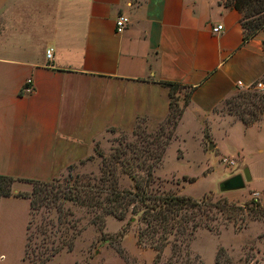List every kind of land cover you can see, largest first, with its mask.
Here are the masks:
<instances>
[{
  "label": "crops",
  "instance_id": "obj_1",
  "mask_svg": "<svg viewBox=\"0 0 264 264\" xmlns=\"http://www.w3.org/2000/svg\"><path fill=\"white\" fill-rule=\"evenodd\" d=\"M121 14L128 24L118 31ZM263 76L264 28L245 38L241 13L219 0H0V174L14 178L0 198V264L22 260L30 199L16 193L32 190L28 180L86 159L110 128L155 131L171 111L170 83L188 100L180 92L156 171L174 142L192 137L199 151L248 166L241 189L264 207V127L220 110Z\"/></svg>",
  "mask_w": 264,
  "mask_h": 264
},
{
  "label": "rangeland",
  "instance_id": "obj_2",
  "mask_svg": "<svg viewBox=\"0 0 264 264\" xmlns=\"http://www.w3.org/2000/svg\"><path fill=\"white\" fill-rule=\"evenodd\" d=\"M259 82H264V76L249 86H239L224 100L220 110L237 119L243 118L248 124L264 127V91L258 86ZM171 91L173 114L155 131H149L142 124L133 130L110 128L96 142L94 153L77 164L68 165L64 172L54 177L53 185L71 189L83 184L88 188L87 176L98 178L104 174L110 179L109 184L111 178H115L119 188L133 189L131 174H134L147 191L176 192L207 201L202 205L208 211L206 222L210 228L199 225L192 230L191 236L171 234L169 242L159 246L155 237L138 239L143 224L138 219H130V211L123 219L107 214L103 224H94L86 208L66 201L64 209L74 212L68 219L75 227L71 228L66 222L59 224L54 206H41L38 213L30 216L27 233L30 240H26L20 264H264V207L251 191L241 188L224 191L220 187L224 174L242 173L235 157L230 156L225 161L215 149L201 152L196 139L186 137L169 147L163 164L157 171L154 169L153 178L149 177L150 167L162 154L174 127V117L181 109L177 102L180 92L187 93L180 85H173ZM149 179L152 180L147 182ZM89 181L94 182L93 179ZM49 220H53L55 226L48 224ZM45 226L47 234L43 233ZM19 231L22 236L23 230ZM61 234L73 236L70 237L72 248L65 245L49 260H44L48 250L44 254L38 252L60 245ZM19 238L17 235L18 245ZM50 240H56L55 244ZM16 249L14 254L19 255L22 247Z\"/></svg>",
  "mask_w": 264,
  "mask_h": 264
},
{
  "label": "trees",
  "instance_id": "obj_3",
  "mask_svg": "<svg viewBox=\"0 0 264 264\" xmlns=\"http://www.w3.org/2000/svg\"><path fill=\"white\" fill-rule=\"evenodd\" d=\"M219 1L226 6L236 8L241 13V22L245 30V38L254 35L264 26V0ZM169 85L171 111L167 119L171 117L174 110L172 86L179 84L170 83ZM184 98L185 102H187L188 93H186ZM182 111L183 108L181 107L176 113L177 115L173 120V130L163 146L162 154L158 156V161L150 167L148 172L150 178H153L154 169L164 157L165 149L174 135V129ZM241 120L248 124L243 118ZM109 173L113 176V173ZM105 177L104 174L98 178L87 176L89 180H94V182L89 180L86 182V185L89 186L88 188L83 187V184H81L71 189L56 188L53 185L55 178L50 180H28L32 183V190L30 192H18L16 194L26 196L30 199L31 215L38 213L37 211L41 206H54L58 212V223H69L71 228L73 226L75 227V224L72 223V220L68 219V215H74V212L69 208L64 209L66 201L86 208L85 210L92 215L91 222L94 224H103L105 222V215L107 214H113L123 219L128 216L130 211V219H138L143 224V227L138 232V239H153L155 237L158 241L156 245L159 246H161L160 243L169 242L171 234L175 235V237L178 234L181 236H191L192 230H195L199 225H206L210 228L206 222V219L209 217L208 211L202 205V203L207 204L205 200L199 201L191 196L176 192L153 193L147 191L146 188L141 187L142 184L137 181L134 174H131V178L134 181L133 189L119 188L116 185L115 178H111L112 181L109 184L110 179ZM151 180L149 179L147 182ZM13 181V177L0 174V198L12 193L11 186ZM31 219L27 225V233L30 228ZM48 224L55 226L53 220H49ZM47 230L48 228L45 226L43 233L47 234ZM62 233L66 234L65 231H62ZM64 234L60 235L62 237L60 238V245L45 247V251L38 252L44 254L48 250L44 260H49L65 245H67L68 249L72 248L71 238L73 236ZM27 239L30 240V237H27ZM50 241L52 244L56 242V240ZM29 253V250L26 249V254Z\"/></svg>",
  "mask_w": 264,
  "mask_h": 264
},
{
  "label": "water",
  "instance_id": "obj_4",
  "mask_svg": "<svg viewBox=\"0 0 264 264\" xmlns=\"http://www.w3.org/2000/svg\"><path fill=\"white\" fill-rule=\"evenodd\" d=\"M214 145H210L212 148ZM252 178L248 166L242 168V173H238L230 176L229 178L223 180L220 184L222 190H235L240 189L245 186V183L250 181Z\"/></svg>",
  "mask_w": 264,
  "mask_h": 264
},
{
  "label": "built area",
  "instance_id": "obj_5",
  "mask_svg": "<svg viewBox=\"0 0 264 264\" xmlns=\"http://www.w3.org/2000/svg\"><path fill=\"white\" fill-rule=\"evenodd\" d=\"M127 24H128L127 17L124 14L119 15L117 20H116L117 30L122 31L123 29L126 28ZM221 28H222V26L219 25L218 27L214 28V31H218ZM52 54H53V48L52 47L48 48L46 51L47 58H49V59L52 58ZM258 86L260 87V89H262L264 91V82H259ZM32 91H33L32 80H31V78H28L26 83H25V86L22 88V92L30 93Z\"/></svg>",
  "mask_w": 264,
  "mask_h": 264
}]
</instances>
